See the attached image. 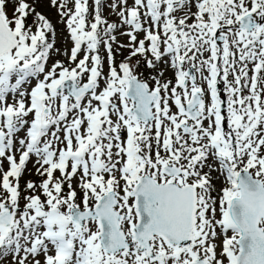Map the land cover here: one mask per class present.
Here are the masks:
<instances>
[{"label": "snow or ice", "instance_id": "snow-or-ice-1", "mask_svg": "<svg viewBox=\"0 0 264 264\" xmlns=\"http://www.w3.org/2000/svg\"><path fill=\"white\" fill-rule=\"evenodd\" d=\"M0 264H264V0H0Z\"/></svg>", "mask_w": 264, "mask_h": 264}, {"label": "rangeland", "instance_id": "rangeland-1", "mask_svg": "<svg viewBox=\"0 0 264 264\" xmlns=\"http://www.w3.org/2000/svg\"><path fill=\"white\" fill-rule=\"evenodd\" d=\"M90 2H91V0H90ZM130 2H131V0H130ZM38 10L44 12V14L47 15V16L49 17V19L52 20L53 23H56L58 17L56 16V11H55V9H51V10H49L48 8L41 6V7L38 8ZM9 14H11V13H9ZM103 14H104V16H105L110 22L116 20L115 15H114V14H111L110 11H109V9H108L107 7L104 8V10H103ZM62 29H63V25L58 24V25H57V31H58V46H60V47H63V46H64V45H63V42H62V37L60 36V33L62 32ZM120 39H121V42H126V38L121 37ZM68 46L70 47V43H69ZM119 59H120V57L117 56V60H119ZM28 167H29V168L32 167L31 163L29 164ZM25 178H28V177L26 176ZM31 178H32V179H37L35 176H33V177H31ZM22 183H23V182H22Z\"/></svg>", "mask_w": 264, "mask_h": 264}]
</instances>
